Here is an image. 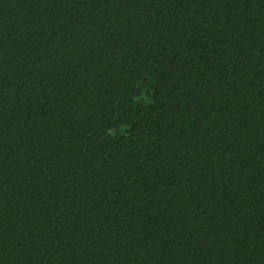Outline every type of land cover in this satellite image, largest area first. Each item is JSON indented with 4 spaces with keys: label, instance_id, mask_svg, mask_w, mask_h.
I'll use <instances>...</instances> for the list:
<instances>
[{
    "label": "trees",
    "instance_id": "trees-1",
    "mask_svg": "<svg viewBox=\"0 0 264 264\" xmlns=\"http://www.w3.org/2000/svg\"><path fill=\"white\" fill-rule=\"evenodd\" d=\"M0 264H264V0H0Z\"/></svg>",
    "mask_w": 264,
    "mask_h": 264
}]
</instances>
